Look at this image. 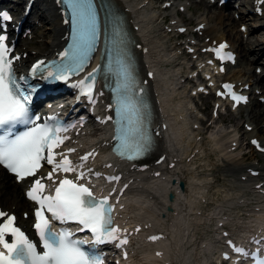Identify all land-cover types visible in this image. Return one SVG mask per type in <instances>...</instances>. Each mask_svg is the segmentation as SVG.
<instances>
[{"label": "snow or ice", "instance_id": "obj_1", "mask_svg": "<svg viewBox=\"0 0 264 264\" xmlns=\"http://www.w3.org/2000/svg\"><path fill=\"white\" fill-rule=\"evenodd\" d=\"M61 2L67 3L71 11L74 43L69 51L60 54L61 63L54 65V70L47 71L44 79L50 81H67L69 73L75 74L82 70L89 59V54L95 50L100 33L99 14L93 0H61ZM0 19L9 20L10 17L0 13ZM117 35H119L118 32ZM113 43L115 44V41ZM220 47L224 48L225 45ZM10 52L11 48L6 44V37L0 35V128L4 129V134L0 135V165L13 173L19 182L27 177H35L42 167L41 161H46L48 165H52V171L48 173L46 179L52 181L55 188L54 194L44 195L45 184L42 183V179L36 178L26 193L28 199L37 205L33 228L38 237V243L33 242L21 228L15 226L16 217L14 215L0 210V218H5L0 222V246L5 249V251H0V264H103L102 258L83 250L81 245L115 242L117 247H121L126 245L128 240L120 236V233L125 230L114 225L113 205L109 203L111 193L98 198L92 187L80 182L87 177L85 171H78V169L84 168L89 157L94 154L88 153L80 158L79 164H73L66 153L54 152V149L59 148L68 139L60 135L67 129L47 123L36 124L30 118L29 104L36 88L34 86L25 88L18 82L14 71V60H18L19 57L9 58L8 53ZM117 63L121 65L119 75L123 78V82L118 83L113 89L114 104L110 105V107H115L119 116L117 134L114 136L118 143L114 151L123 159L134 160L149 150L151 140L141 108L137 107L129 96L131 91L129 68L119 60ZM41 64H43L42 61L33 65L32 72L35 73ZM107 70L112 71L111 68ZM98 71L99 66L73 87L80 88L82 95L91 98ZM23 80L25 77H19V81ZM223 87L227 90L231 86L224 85ZM231 95L234 101L245 100L242 96ZM29 123L33 125L31 128L10 138L9 133L15 125ZM252 143L255 145L257 141L253 140ZM73 151L75 150H67L68 153ZM57 155L62 157L59 161L55 159ZM56 172L75 173L76 175L74 179L65 176L57 183L54 179ZM95 175L99 176V173ZM108 179L109 181L119 180V177ZM27 215L25 213L26 217ZM56 221L75 222L79 226V231L91 232L92 240L73 239V233L67 230H54L53 223ZM136 231H139V228ZM6 236L11 238V242L6 239ZM149 239L154 241L158 237L152 236ZM228 243L232 246L231 241ZM253 243L260 244L262 241L254 240ZM38 244L41 251L37 250ZM232 250L241 258L253 257V264H264V255L250 253L238 246H232ZM224 259H228L227 254Z\"/></svg>", "mask_w": 264, "mask_h": 264}, {"label": "bare ground", "instance_id": "obj_2", "mask_svg": "<svg viewBox=\"0 0 264 264\" xmlns=\"http://www.w3.org/2000/svg\"><path fill=\"white\" fill-rule=\"evenodd\" d=\"M113 1L121 6L124 1L128 2L129 0ZM4 2L5 0H0V3ZM243 3H250V0H242V4ZM39 4L43 6V11L45 13H52L53 10L49 8V0H40ZM200 4L204 5L205 7H213L214 9V16L211 18V20H208V18L201 16V19L196 23L199 24L201 22H206V27L203 30V36L210 37L209 40L228 38L231 44V48L235 49L238 53V60L247 61L249 65L247 66V69H244V71L239 68L229 69L223 75V77H227V79H232L234 81H237L244 77H248L249 79H252L256 83L258 82L260 84L262 78L256 76L254 72L250 71L251 67L253 66L252 64L254 63V60H249L248 55L253 53L255 54L254 58L260 57H257V55H260V52L264 51V45L262 47H259L258 45L261 40L260 37L262 34H264V31L256 32L258 27H250L246 40H244L242 37V33L239 30L236 32L233 31L232 25L237 23V20H235L232 16L234 15V12L230 15L229 11L224 10V8H218L214 4H205L204 2H200ZM141 13L145 14L144 11L142 12L141 10L139 11L138 9H136L135 17L134 19L132 18V21L134 24L140 27L139 35L142 36L141 39L149 46V53L145 58L144 66L152 65L156 69V90L159 92V97L163 103L165 113L164 118L168 123L167 129H170L169 132L167 131V129L165 130V137L160 142V153H165V156L168 155L171 159L173 157H176L177 162L176 166H174L173 168H168V162L164 157V161L160 162L158 166L154 168H163L161 176H159L157 179L138 178L133 187V191L136 192L135 200L132 199V203L130 204L128 211L126 212V215H128L129 217H134L135 219H139L143 223L147 224L148 228L146 230L152 229L154 226H157L158 228L164 230L165 233L168 235L166 240L168 242V244L166 245L167 251L171 252L176 257V255L181 252V244L188 237L190 230V228L186 227V229L182 233L180 232L181 234L177 235L178 225L176 223V220H180L181 217H185V206H189L193 203L196 204L197 202L193 199L197 196L200 190L203 191L204 188H206V185H199L197 183L198 177L196 176L195 167H192L189 172L186 173L187 168L186 165L182 162V158L185 154L186 155L184 157L188 155V151L191 148V142L189 143V141H187L186 143V139L189 140V137L194 133V130L186 125L187 120L184 119L180 113L181 110H183V112L185 111V109L182 108L180 104L182 101L178 100L177 102H174L173 100V96L176 95L178 97H181V95L184 93L183 91H180L179 89L175 88V86H173V82L171 80L168 81L165 78V73L161 72V70L159 69V65L165 55H161L160 50H156L154 48L155 45L158 44L156 42V39L160 41L162 37H157L154 39L151 36L152 33L150 32V30H148V28H150L152 24L151 18L148 19L147 14L145 17L143 15H139ZM249 15L250 14L248 10L247 13L242 14L240 19L241 23H246V20H250ZM137 19H139V22L136 21ZM49 21L47 27L45 28L47 31V39L48 41L52 40V43H55V40H58L57 35L58 33H60V27L58 26V21H56V19H53L51 17ZM241 23H239L238 26H240ZM251 23L252 25H254L264 23V21L252 20ZM146 30L148 31L145 33ZM133 34L136 35L135 33ZM31 49L35 50V54H33L30 49H27L29 50V56H33L40 53L39 47H34ZM254 106L259 109V112H261V114H252L251 118L255 121H264V107H262L259 103L254 104ZM247 135L258 136L261 140H264V126L261 127L258 126L257 123H255V128L251 132H247ZM211 137L214 142L215 148L221 155V160L224 163V171L231 172L233 170H237V166L242 167L243 156L236 157L235 154H225L223 152V150L228 146V144L226 143V139L228 136H220L218 133L212 132ZM231 141L233 140H230L229 142ZM87 142L88 141L86 140L82 141V143ZM177 145H180L183 148L182 152L177 148ZM155 158H153V160ZM151 160L152 159L148 161ZM260 168L261 170H264V163ZM187 174H189L190 176L188 177ZM171 177L181 179L185 182L186 187L183 191L175 193V197L172 202H167L168 204H172V211L170 212V214H166L164 215V217H162L161 211L165 208L167 204L164 201L163 194L172 189L170 187L169 182ZM10 178V175L5 173L0 168V193L2 196H0V203H3L5 209H10L18 212L26 210L28 208V202L24 199L23 194H20V190L17 187V184L13 181L14 188L10 191L6 189V187H8V185L10 184L7 180ZM234 184L238 186L241 191V186L244 185L245 182L239 180L234 181ZM18 186L23 187L24 184ZM223 192H225V190H223ZM6 200L7 203H4V201ZM244 212L245 211H243V213ZM257 218L258 216L255 217V219ZM195 219L199 218L195 216ZM21 222L24 223L26 221L21 220ZM239 226L243 231L247 232L254 226V224L250 222V220H248V222L242 221ZM198 264H201V262H198Z\"/></svg>", "mask_w": 264, "mask_h": 264}, {"label": "rangeland", "instance_id": "obj_3", "mask_svg": "<svg viewBox=\"0 0 264 264\" xmlns=\"http://www.w3.org/2000/svg\"><path fill=\"white\" fill-rule=\"evenodd\" d=\"M230 8L226 9V11H229ZM198 10L199 11L197 12V14H200L204 10V8L198 7ZM208 12L209 11L205 10V12L203 14H206L207 17L210 19L211 16H209V15H211L210 14L211 12H209V13ZM230 15H231V13H230ZM239 23L240 22L237 21V23L232 25L234 32L238 31V24ZM263 45L264 44L260 43V47H262ZM249 56H250L249 58L253 57L252 54H250ZM245 65H246V63H245ZM259 75H261V74H259ZM185 94H186V92L184 90V95ZM199 100L200 99H198V101ZM201 100H202L203 104H206L207 102L210 101V99H208L207 97L201 98ZM222 118L224 119L226 124H229L228 122L233 121L234 123L239 125V119L235 114H229V115L226 114V115H223ZM239 130L242 131L241 126H239ZM207 140H208V138L206 136V138L202 142V144L204 146V152H203V154H201V157L196 162V166H197L196 173H197L198 177L201 176V180H204L210 174L209 178L207 179L208 181L210 180L211 177H214V178L218 177V178H220V181L217 182L218 185L219 184H223V185L228 184L229 183L227 181L228 177H225L223 175L222 167H221L220 160H219V155L212 152L211 144ZM241 149H242V152H247V149H246L244 142H242ZM257 159L258 158L254 157V156L250 155V153H248L246 155V157L243 159V161H251L252 163H255L257 161ZM9 182H10V185L6 188V189H8V191H10L13 188V183H12L11 179H9ZM9 196H10V194H9ZM208 196H209V200L211 201V203L209 205L211 208H213L215 206V203L217 201H220L223 197V195H221L219 193H215L214 191H210ZM247 200H252V196H248ZM231 202H234V201H231ZM4 203H7V200L4 201ZM181 254H182L181 255L182 263L186 264L188 261H191V258H188V254L186 253V251L184 253L182 252Z\"/></svg>", "mask_w": 264, "mask_h": 264}]
</instances>
